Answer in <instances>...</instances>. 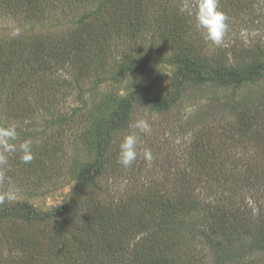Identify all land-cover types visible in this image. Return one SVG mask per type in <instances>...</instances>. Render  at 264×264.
Here are the masks:
<instances>
[{"label": "rangeland", "instance_id": "374dc122", "mask_svg": "<svg viewBox=\"0 0 264 264\" xmlns=\"http://www.w3.org/2000/svg\"><path fill=\"white\" fill-rule=\"evenodd\" d=\"M111 1L41 0L40 14L37 12L28 18L22 13L10 15L0 6V54L6 55L14 51L18 42L23 43L18 46L20 53V50L26 52L31 48L30 45L33 48L37 43L48 45L51 41L60 40L73 32L78 16L95 9L97 5L100 6L98 14H105ZM165 1L177 6L181 19L190 20L187 36L182 32L174 33L166 36L174 42H156L158 40L153 39V33L161 24H157L155 20L149 21L147 14L145 21L148 25L145 27L144 21V28L139 34L134 35L132 30L129 31L131 26L128 21L123 23V35L112 41L110 57L104 63L105 69L97 72L89 70L86 76H79L78 68H71L56 59H37V77L28 81L29 85L19 86L20 93L28 99L24 104L14 103L11 97L7 100V92L0 85V126L15 125L18 133L15 141L17 152L8 154L7 179L0 184V191L6 190L10 184L19 189L15 202L0 205V264H11L9 260L17 261L19 253L15 249V240L19 237L24 236L28 238L26 240L38 243L32 244L29 249L36 251L45 250L44 247L51 238L49 234L46 235V231L52 235L58 232L62 238H66L69 230L83 225L84 214L90 203H97L98 200L116 203L128 195L145 193L148 188L158 191L159 195L166 190L173 192L171 181H174L175 175L182 177V170L186 173L188 171L186 178H189L190 185L186 186L187 191L193 192L198 199L207 203L202 205L205 209L186 213L180 227H177L189 225L193 233L194 239L189 236L186 243V254L192 259L190 264H214L216 252L205 241L219 233L218 222L208 214V205L211 204L215 212L218 207L227 206V201L223 199L227 192H222V187L223 180L229 177V173L235 171L245 175V179L236 181L233 177L234 183L229 184L233 188L228 192L237 193L234 196L238 203L243 202L246 209L253 213L259 210L257 203L260 205L264 200V176L249 170L250 176L246 180L244 171L256 164L261 165L260 169L264 168V161L259 163L264 158V147L260 148L261 142L254 136L242 137L238 134L236 137L237 133L234 132L240 111H248L255 117V129H264V113L258 106L264 103V74L239 87L229 78L204 84L193 78H186L184 89L180 93L177 92L176 83L178 65L167 61L151 63L145 70L126 73L120 81L113 77L119 76L124 64L126 67H143L144 64L138 59H146L150 53L159 59H168L179 54L182 47L195 51L196 54L190 55L191 59L205 73H213L219 67L249 73L256 64H264V0H219L220 9L229 18V30L220 46L206 40L203 31L196 27L194 17L179 11L185 0ZM191 2L194 3L195 0ZM10 26L21 30L19 37L10 36ZM121 50H129L133 57L128 62H123ZM138 51H142L143 56L137 57ZM114 61L120 63H111ZM113 64L117 68L110 69ZM1 65L0 70L3 67ZM4 72L2 69V73ZM148 84L159 87L165 101L175 99L172 107L167 111L158 110L151 95L132 101L127 123L122 129L112 132V142L103 157L107 172L85 189L81 195L83 204L76 210L75 216L69 214L42 225L22 220L23 216L20 215H24V212H19V206L23 202H28L39 214L52 213L58 207L69 204L78 174L97 160L98 145L104 137V134L97 132L99 123L111 118L122 101ZM138 119L148 122L151 132L139 133L137 158L130 167L124 168L117 162L119 145L124 136L138 131L129 127ZM238 136L241 137L239 143L233 141ZM29 139L33 141L34 159L25 164L20 160L18 145ZM236 143L237 147L234 145ZM145 148L152 152L153 159L150 162L144 158ZM211 150L231 154L230 157L216 155L224 157L226 160H223L227 163L222 171L215 172L218 179L216 182L199 179L201 170L198 164L205 159V152ZM215 165V170L218 165L221 166L219 159L215 160ZM124 181L127 183L121 190L120 185ZM231 205L233 206L232 203ZM3 210H11V214L2 215ZM257 230L253 226L246 238L234 236L232 240L243 241L245 246L251 248L249 243L257 237ZM197 231L200 233L195 234ZM37 233L40 237L35 241L32 238ZM46 247L50 250L49 245ZM239 248L240 246L237 248L234 245L229 249L236 253ZM248 248L244 251L247 256L248 250H254ZM58 250L55 249V252ZM259 253L255 250L250 254L255 264H264V255ZM46 256L50 254L47 253ZM48 259L49 262L43 261L44 264H51V257Z\"/></svg>", "mask_w": 264, "mask_h": 264}, {"label": "trees", "instance_id": "16d2710c", "mask_svg": "<svg viewBox=\"0 0 264 264\" xmlns=\"http://www.w3.org/2000/svg\"><path fill=\"white\" fill-rule=\"evenodd\" d=\"M0 6L2 9L5 8L10 15L16 16L22 13L28 18L37 12L40 14L42 2L41 0H0ZM97 6L95 9L87 11L86 14L78 16L77 21L74 22L75 29L73 32L66 34L60 40L51 41L48 45L37 43L33 48L30 45L31 48L26 52L20 50V53H18V46L23 43L18 42L14 47V51L8 52L6 55L0 54V65L2 63L1 66H3L0 70L2 75H0V85L7 92V100L11 97L14 103L19 104H24L28 100L20 93L19 86L29 85L28 81L37 77L39 72V67L36 64L37 59H56L71 68H78L80 70L77 73L79 76H86V74H89V70L97 72L103 68L105 69L106 65L104 63H107L110 57V45L114 39H119L123 35V23L125 21L129 22L131 26L129 31L132 30V34H139L142 32L141 29L144 28L143 23L148 14L149 21L155 20L157 24H161L159 29L153 33L154 38L152 37L158 40L156 42L159 43L174 42L166 37L168 35L181 34L182 32L183 35L187 36L189 33L190 20L188 21V18L181 19L178 15L177 6L174 3L168 4L165 0H112L107 13L102 15L98 14L100 6H98L99 8ZM149 10L153 13H150ZM175 19L178 21H175ZM129 24H125V26ZM147 25L148 23L145 21V27ZM25 44L27 43L25 42ZM185 48L187 47H182L179 54L168 59H159V57H154L150 53L146 59L137 60L144 64L143 67H126L124 64L119 76L113 78L120 81L126 73L135 72L138 69L145 70L151 63L167 61L178 65L176 83L177 92L180 93L184 89L186 78H193L201 84L209 81H223L229 78L239 87L244 82L252 81L264 74V64H256L249 73H245L244 70L219 67L213 70V73L208 74L196 64V61L191 59L190 55L192 53L196 54L195 51L191 52V49L186 50ZM128 51L121 50L120 54L123 62H128L130 57H133ZM136 56H143L142 51H138ZM111 63H120V61ZM113 68H117V65L113 64L110 69ZM2 69L3 72L5 71L4 73H2ZM11 71L12 73H10ZM10 77H13V79H9ZM150 95L156 108L161 111L170 109L172 102L175 101V99L165 101L162 90L154 84H148L135 90L129 99L119 104L111 118L102 120L99 123L97 132L104 134V137L98 145L97 160L78 174L69 204L58 207L52 213L39 214L34 211L32 205L23 202L19 206V212H24V215H20V217L23 216L22 220L42 225L50 220L60 219L69 214L75 216L76 210L80 209V205L83 204L81 195L85 189L100 178L103 173L107 172L103 157L112 142V132L122 129L127 123V115L133 100ZM263 104L262 102V105H258L263 110L262 114L264 113ZM254 118L248 111H240L237 114L238 125H236L237 129L234 133H237L236 137L238 134L242 137L243 135L254 136L259 143L261 142L260 148H263L264 129H255ZM239 137L233 139V141L239 143V139H241ZM234 145L235 147L238 146L237 143ZM209 152H205V159L198 164L201 170L199 179L216 182L218 179L215 172L222 171L226 167L225 164H227L223 160L224 157H216V155L230 157L231 154L214 152V150H211L208 154ZM216 159L220 160L221 166L218 165L215 170ZM263 161L264 158L259 163ZM254 167L244 171L247 175L246 180L250 176L249 170L256 175L264 176V168L260 169L261 165L256 164ZM182 172V177L175 175L174 181H171L173 187H170L173 192L166 190L159 195L157 194L158 191L154 192L153 189L148 188L145 193L128 195L124 200H117L116 203H103L101 200H98L97 203H90L84 214L83 225L69 230V237L62 238L58 232L52 235V233L44 231L46 235L49 234L51 237L44 247L45 250H29L31 245L36 242L26 240L28 238L24 236L17 238L15 244L18 249H15L18 251L19 256L17 261L9 260V262L11 264H44L45 261L49 262L48 258L51 257V264H190L192 259L186 254V243H188L189 236L194 239L193 233L189 225L182 228L177 227H180L182 217H186V213L199 211L204 208L202 205H207V203L198 199L193 192L187 191L186 186L190 185L189 178H186L188 171L186 173L182 170ZM228 175L229 177L223 180L224 187H222V192H227L226 197L223 196V199L227 201V206L222 205L215 212L213 206L208 205V214L218 222L217 229L219 233L214 237L210 236L205 242L212 248L213 252H216L214 264H255L250 253L257 250L260 252L259 254L264 255V200L261 201L260 205L257 203L258 211L253 213L251 210L246 209L243 202L238 203L234 196L238 195L237 193L228 192L233 188L229 185L234 183L233 177L236 181H241L245 175L243 176L235 171ZM1 213H3L2 215H10L11 210H3ZM72 226L74 225L72 224ZM253 226H256L258 230L256 232L257 237L249 243L251 248L245 246L243 241L236 242L232 240L234 236L246 238L251 233V227ZM198 233L200 231L195 232V234ZM37 237H40L38 233L37 236L30 238L36 241ZM48 245L50 250L46 249ZM234 245H237V248L240 246L236 253L231 252V249H229ZM247 248L254 249L247 251L249 256L244 252ZM55 249L59 250L55 252ZM47 253L50 256H46Z\"/></svg>", "mask_w": 264, "mask_h": 264}, {"label": "clouds", "instance_id": "9594fccd", "mask_svg": "<svg viewBox=\"0 0 264 264\" xmlns=\"http://www.w3.org/2000/svg\"><path fill=\"white\" fill-rule=\"evenodd\" d=\"M181 13L195 18L196 27L203 31L207 41L215 46L222 45L226 33L229 30L228 16L220 9L219 0H185L179 9ZM21 30L18 27L10 26V36L19 37ZM130 128L138 130L124 136L119 145L118 163L124 167H130L138 155L139 133H150L151 126L143 119H138L129 125ZM18 133L15 125L8 127L0 126V184L7 179L6 168L8 164V154L17 152ZM20 160L22 163L29 164L34 159L33 141L24 140L18 145ZM143 155L146 161L153 159L150 149L145 148ZM126 181L121 183V190L126 186ZM19 196V189L14 184L0 191V205L15 202Z\"/></svg>", "mask_w": 264, "mask_h": 264}]
</instances>
